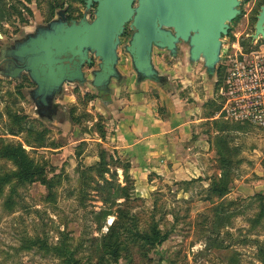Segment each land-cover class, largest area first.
Instances as JSON below:
<instances>
[{
  "label": "rangeland",
  "instance_id": "374dc122",
  "mask_svg": "<svg viewBox=\"0 0 264 264\" xmlns=\"http://www.w3.org/2000/svg\"><path fill=\"white\" fill-rule=\"evenodd\" d=\"M263 4L264 0H240L241 11L230 22L227 35L241 34L247 47L253 45ZM96 11L95 3L83 0H0V147L21 143L58 182L53 197L39 182L13 181L5 187L4 196L12 193L15 204L8 209L0 197V264H63L53 253L23 250L20 245L23 237L37 235L55 244L64 233L81 264H264V229L251 224L258 211L252 197L264 190V132L240 124L244 127L227 135L238 149V162L229 184L231 191L219 197L213 183L221 169L211 137L224 71L219 77L218 66L210 76L203 60L191 62L189 41H181L177 60L190 63L191 68L167 72L162 82L174 81L179 98L197 107L198 117H209L201 120L199 128L208 133L213 151L199 154V174L159 176L146 196L137 189L131 162L114 148L116 108L111 112L110 100L93 84L92 72L101 63L95 53L90 52L91 62L82 65L83 78L65 80L50 98L51 115L40 113L38 83L28 70L19 76L5 74L10 65L6 61L17 60L2 59V49L61 21V14L70 23L71 19L93 21ZM132 33L124 28L118 45L119 55L129 60ZM11 114L23 116V122L14 123ZM41 135L43 146L37 141ZM128 164L126 177L123 167ZM14 169L11 160L0 158V173ZM221 208L222 215L217 212ZM115 220L123 247L117 259L104 250V238ZM153 222L169 233L161 246L150 248L132 238L131 228L144 231Z\"/></svg>",
  "mask_w": 264,
  "mask_h": 264
},
{
  "label": "water",
  "instance_id": "95a60500",
  "mask_svg": "<svg viewBox=\"0 0 264 264\" xmlns=\"http://www.w3.org/2000/svg\"><path fill=\"white\" fill-rule=\"evenodd\" d=\"M92 1L88 0V4ZM131 3L132 0H100L93 21L86 18L71 24L63 21L57 33L55 22L39 28L36 35L2 49V59L17 60V63L6 61L10 65L5 74L19 76L28 70L38 83L36 104L40 113L51 115L50 98L60 91L65 80L83 78L82 65L91 62L93 52L101 59L99 68L92 72L93 84L104 99L109 97L111 80L120 77L118 45L126 20L133 13ZM239 4L240 0H142L132 24L139 32L127 46L139 80L149 78L163 83V76L152 64V50L161 43L172 45L174 39L158 31L159 17L177 27L181 40L189 41L190 61L203 60L208 74L213 76L221 61L222 36L228 34L230 22L240 13ZM261 36H264V4L252 38Z\"/></svg>",
  "mask_w": 264,
  "mask_h": 264
},
{
  "label": "crops",
  "instance_id": "0c3cea01",
  "mask_svg": "<svg viewBox=\"0 0 264 264\" xmlns=\"http://www.w3.org/2000/svg\"><path fill=\"white\" fill-rule=\"evenodd\" d=\"M162 53L153 47L152 64L159 75L168 72ZM190 68L182 64L179 70ZM118 70L120 77L111 80L108 99L111 112L116 108L114 148L131 162L130 173L139 192L146 196L159 176L199 174V154L213 151L208 133L199 128L208 117H198L197 107L179 98L174 81L139 80L127 56L120 55Z\"/></svg>",
  "mask_w": 264,
  "mask_h": 264
},
{
  "label": "trees",
  "instance_id": "16d2710c",
  "mask_svg": "<svg viewBox=\"0 0 264 264\" xmlns=\"http://www.w3.org/2000/svg\"><path fill=\"white\" fill-rule=\"evenodd\" d=\"M219 68L220 69L218 72L220 77L222 75L223 67L219 65ZM106 98L110 99V97ZM221 107L222 105L220 104L215 112L220 111ZM212 117L213 116H211V119ZM11 119L14 123L21 124L23 122V116H17L16 114H11ZM213 120L214 121L212 124L215 134L212 135L211 142L212 147L218 156L221 169L219 178L214 181L213 185H215L214 190L218 196L223 197L231 191L229 184L232 183L233 169L235 161L238 162L236 157L239 154L237 151L238 149L233 147L230 141H228L227 135L230 132L232 133L233 131L244 127L241 125L249 124L226 121L221 118H214ZM233 123H235V125ZM37 141L41 146H43L44 139L42 135L37 139ZM0 158L11 160L15 166V169L12 171H4L0 173V197H4V205L6 208L11 209L15 204L12 193L4 196L5 187L13 181H16L18 184H31L39 182L48 188L49 196L53 197V193L55 192L54 189L58 182L48 176L46 167L42 164H39L34 158H32L21 143H3L0 147ZM129 168V164L128 166L126 165L123 167L126 177L129 175ZM217 182L218 185H216ZM252 200L256 202L258 211L251 219V224L253 226H262L264 229V190L255 193L252 197ZM221 209H217V212L222 215L225 213V211L224 208ZM227 214L226 215L229 218L230 213ZM117 224H119V222L115 220L110 227V232L104 238L105 252L110 253L111 256L116 259L119 257L120 252L123 249L122 243L119 241L120 231L119 225ZM123 224L125 223H122V225ZM134 230V228H131V232H133L132 238L139 239L143 245L150 248H157L161 246L169 237V233L164 232L159 227L158 222H153L151 226L144 231ZM20 248L23 250L36 249L43 252L44 254L53 253L61 259L63 264H81V260L76 256L75 250L72 248L68 236L65 233L55 244H51L46 237L40 235L32 237L25 236L22 238V244L20 245Z\"/></svg>",
  "mask_w": 264,
  "mask_h": 264
},
{
  "label": "built area",
  "instance_id": "2783aa9c",
  "mask_svg": "<svg viewBox=\"0 0 264 264\" xmlns=\"http://www.w3.org/2000/svg\"><path fill=\"white\" fill-rule=\"evenodd\" d=\"M243 42L241 34L224 37L222 107L215 118L247 123L264 132V40L253 38L249 47Z\"/></svg>",
  "mask_w": 264,
  "mask_h": 264
},
{
  "label": "flooded vegetation",
  "instance_id": "af4514ba",
  "mask_svg": "<svg viewBox=\"0 0 264 264\" xmlns=\"http://www.w3.org/2000/svg\"><path fill=\"white\" fill-rule=\"evenodd\" d=\"M83 1L88 2V0H83ZM92 2L95 3L97 8H98V5L100 4V0H93ZM131 4H132L133 13L126 20L127 22L125 23L124 28H127V27L130 28L131 31H133V33H132V36H133L135 33L139 32V29L134 28L132 26V24L135 23V21H136V17L138 15V10L142 4V0H132ZM66 18H68V17H66L64 14H61V21H55V23L53 24L54 25L53 26L54 32H56V33L58 32V29L60 28L61 22H63V21L67 22ZM71 20L73 21L75 19H71ZM72 21L69 24H71ZM159 22H160V25L158 27V31L161 32L162 35L169 36V37H172L174 39L172 45H169L166 43H161L160 46H158V48H160L162 51H165V55L163 56V53H162L161 56H163L164 62L166 63V66L168 67L167 71L169 73H172V74L175 72H182L179 70V68L182 64L187 65V67H189L191 65L188 62L177 60V57L180 56L179 55V46H180L181 41H183L180 39L181 36L179 35V30L177 29V27L173 23L163 22L161 17H159ZM228 33H231V26L228 29ZM226 35L227 34H223V36H222V51H223V44H224L223 41H224V37ZM222 58H223V56H222ZM178 59H180V58H178ZM170 61H172L173 63L170 64ZM173 77H175V75ZM162 79L163 80L165 79L164 76ZM73 80H77V78H75Z\"/></svg>",
  "mask_w": 264,
  "mask_h": 264
}]
</instances>
